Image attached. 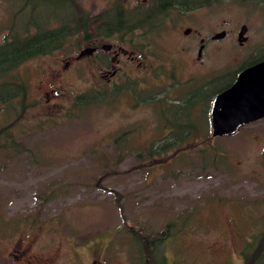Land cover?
Here are the masks:
<instances>
[{
	"label": "rangeland",
	"instance_id": "rangeland-1",
	"mask_svg": "<svg viewBox=\"0 0 264 264\" xmlns=\"http://www.w3.org/2000/svg\"><path fill=\"white\" fill-rule=\"evenodd\" d=\"M70 2L67 19L86 20V40L76 33L8 74L0 66V95L10 93L6 81L18 90L0 98V264H139L132 231L153 236L168 223L157 251L167 263L243 264L264 233V118L213 137L214 92L201 84L264 55V0H182L95 40L103 12L147 11L153 1ZM66 4L0 0V45L35 24L57 27ZM92 40L120 51L118 62L101 50L77 59ZM198 101L203 107H193ZM184 111L196 129L182 149L160 152Z\"/></svg>",
	"mask_w": 264,
	"mask_h": 264
},
{
	"label": "trees",
	"instance_id": "trees-1",
	"mask_svg": "<svg viewBox=\"0 0 264 264\" xmlns=\"http://www.w3.org/2000/svg\"><path fill=\"white\" fill-rule=\"evenodd\" d=\"M65 1L68 4L66 17L64 19L61 18L62 22L60 25L46 29L43 24H36L37 30L35 33L26 31V34L19 35L13 32V34H10L8 39L0 45V66H3L4 74L11 73L13 69L30 58L52 53L59 49L66 39L76 33H85L84 40L87 39L86 34L89 32V29L88 24L86 25V20L79 18L75 19L73 24L72 22L70 23V18L68 17L67 19V16L74 11V7L70 0ZM166 1L167 0H155L147 11L145 9L142 12H127L125 9L117 7L109 8L100 16V21L99 24L96 25L95 31L104 36H110L118 32L131 31L134 29L133 27H124L128 20H131L133 17L138 18L140 22L149 20L152 16H157L159 13L165 11L163 10V4ZM210 2L211 0H195V6L208 5ZM260 57L263 58L264 55ZM4 88L8 91L10 90V93L6 96L7 98L8 96L14 97L18 92L17 89L14 90L9 86L7 81ZM6 97L0 95L1 99ZM80 98L85 102L87 101L85 96L79 97V99ZM169 124H171L172 129H176L178 133H174L171 137L166 138L159 146L162 150L160 151L158 148L157 152H166L173 148L178 150L182 149L183 146H181V144L193 133L191 129H196V125L192 123L185 111L181 114L180 122H170ZM169 227L170 224L168 223L164 229L156 232L153 236L142 234L140 231H132V233H134L133 240L138 246L139 264H169L165 258H159L157 254L159 244L168 236L167 230ZM263 249L264 233L259 236L257 246L251 252L246 248V252L243 253V264H256L257 259L261 257L264 252Z\"/></svg>",
	"mask_w": 264,
	"mask_h": 264
},
{
	"label": "water",
	"instance_id": "water-1",
	"mask_svg": "<svg viewBox=\"0 0 264 264\" xmlns=\"http://www.w3.org/2000/svg\"><path fill=\"white\" fill-rule=\"evenodd\" d=\"M245 32L246 26L242 25L239 43L246 39ZM224 34L225 31H221L212 38H222ZM92 51L86 47L78 57L90 55ZM209 116L213 137L234 136L243 126L264 118V59L244 68L230 87L213 98Z\"/></svg>",
	"mask_w": 264,
	"mask_h": 264
},
{
	"label": "flooded vegetation",
	"instance_id": "flooded-vegetation-1",
	"mask_svg": "<svg viewBox=\"0 0 264 264\" xmlns=\"http://www.w3.org/2000/svg\"><path fill=\"white\" fill-rule=\"evenodd\" d=\"M142 1V3H145V4H149V3H151V1H155V0H141ZM184 2H181V1H179V0H167L166 2H164V4H163V10H168L169 8H176L177 6H179L180 5V7H185L184 5ZM187 9L188 10H190V6L189 7H187ZM164 11V12H165ZM29 25H31V24H28V26ZM35 26H36V24H35ZM189 30V32L188 33H186L185 31L186 30ZM36 30H37V28H36ZM30 32V31H29ZM191 32V28H186L185 30H184V34H189ZM35 33V32H34ZM95 35H93V39L95 40V39H99V38H103V34H98V32H96L95 31ZM114 34V33H113ZM238 36H239V32H238ZM245 37V36H244ZM212 38V37H211ZM213 39V38H212ZM94 40H92L91 42H90V45H89V47L90 48H92L93 49V51H92V53L90 54V55H84V56H79L78 57V55H77V59H81V58H83V57H86V56H92V55H96V54H98L99 52H100V50L102 51V52H104L105 54H104V56H106L107 57V53H109V52H113V56L111 57V61L112 62H118V56L120 55V51H115L114 49H113V46L111 45V44H101V46L99 47V44H97L96 43V41H94ZM246 40V39H245ZM244 40V41H245ZM200 45H199V47H198V51H197V58L199 59V58H201V56H202V51H203V49H204V39L203 38H201L200 40ZM243 41V42H244ZM243 42H241L240 44H242ZM84 49V48H83ZM82 50V49H81ZM80 50V51H81ZM121 50V49H120ZM79 51V52H80ZM122 51V50H121ZM126 52V51H125ZM124 53V52H123ZM79 54V53H78ZM125 54V53H124ZM136 59V56H134L133 54L130 56V60L131 61H134ZM264 59V57L263 58H261V57H258V58H256V59H253V60H251V61H249V62H247L246 64H244V66L243 67H241L237 72H235V73H230V74H228V73H222L221 75H219V76H216V77H207V76H204L203 77V81H202V84H201V89L203 90V92L204 93H211V92H214V95H213V97L211 98V100H210V105H209V107H211V103H212V100H213V98L217 95V94H219L220 92H222V91H224L225 89H227L228 87H230L234 82H235V80L237 79V77H238V75H239V73L244 69V68H246V67H249V66H251V65H253V64H255V63H257V62H259V61H261V60H263ZM115 73H116V69L114 68V67H112V71H108V70H106L105 71V73L104 74H102L101 76H103L104 78H107V81H109L110 80V78L112 77V76H114L115 75ZM187 80V79H186ZM188 80H190L189 81V83H191L192 81H193V78L192 79H190V77L188 78ZM188 80H187V83H188ZM186 82V81H185ZM181 85V83H180V81H179V86ZM202 92V91H201ZM195 95H193V96H196V98H199V96H198V93H194ZM199 100H201V99H199ZM202 101H198V102H195L194 103V105H193V107H203V105H202V103H201ZM165 104V103H164ZM187 105H181L180 107H186ZM161 107H166L165 105H163V106H161ZM211 123V122H210ZM263 251H264V249H263ZM21 256H24L23 254H21ZM34 259H37V257H34ZM20 262H22V261H20ZM25 263L26 264H31V259H29V258H27V259H25Z\"/></svg>",
	"mask_w": 264,
	"mask_h": 264
}]
</instances>
